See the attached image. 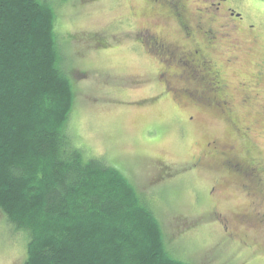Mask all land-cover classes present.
<instances>
[{
	"label": "trees",
	"instance_id": "trees-1",
	"mask_svg": "<svg viewBox=\"0 0 264 264\" xmlns=\"http://www.w3.org/2000/svg\"><path fill=\"white\" fill-rule=\"evenodd\" d=\"M55 19L48 0H0V212L27 238L23 264H192L154 203L74 143Z\"/></svg>",
	"mask_w": 264,
	"mask_h": 264
},
{
	"label": "rangeland",
	"instance_id": "rangeland-1",
	"mask_svg": "<svg viewBox=\"0 0 264 264\" xmlns=\"http://www.w3.org/2000/svg\"><path fill=\"white\" fill-rule=\"evenodd\" d=\"M48 1L55 10L57 46L65 57V71L76 86L68 122L74 143L90 157L101 158L123 173L154 203L168 248L184 261L264 264V232L255 237L263 248L247 252L242 235L231 228L226 233L217 218L219 209H212L217 204L223 205L226 214L227 209L235 212L246 202L241 194L223 186L221 173L198 171L194 175L188 171L194 158L202 155L205 138L220 136L226 126L195 110L180 108V113L169 100H150L151 88L135 81L137 76L149 78L155 69L149 58L148 66L136 65L134 52L126 48L105 54L92 49L99 36L119 29L112 23L121 15L115 0ZM234 3L236 11L261 28L254 55L264 57V1ZM189 113L197 116L191 122L187 121ZM251 136L254 155L264 159V121L252 126ZM217 183L222 190L208 195ZM6 222L0 212V264H23L27 238ZM250 243L254 244L251 239Z\"/></svg>",
	"mask_w": 264,
	"mask_h": 264
},
{
	"label": "flooded vegetation",
	"instance_id": "flooded-vegetation-1",
	"mask_svg": "<svg viewBox=\"0 0 264 264\" xmlns=\"http://www.w3.org/2000/svg\"><path fill=\"white\" fill-rule=\"evenodd\" d=\"M115 1L121 15L112 23L119 29L99 36L92 49L126 48L136 65L148 66L149 58L155 69L135 81L151 88L150 100H169L180 113L195 110L226 126L220 136L205 138L188 171L221 173L223 186L246 202L228 214L213 205L218 220L226 233L242 235L247 252L263 248L255 237L264 232V159L254 155L251 136L252 126L264 121V57L254 55L261 28L236 11L234 0ZM195 117L189 113L187 121ZM221 190L217 183L207 194Z\"/></svg>",
	"mask_w": 264,
	"mask_h": 264
}]
</instances>
